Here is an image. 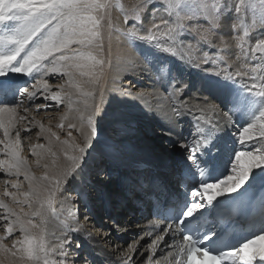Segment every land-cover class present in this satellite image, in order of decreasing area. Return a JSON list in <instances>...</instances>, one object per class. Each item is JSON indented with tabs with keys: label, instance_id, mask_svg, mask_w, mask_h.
<instances>
[{
	"label": "snow or ice",
	"instance_id": "snow-or-ice-1",
	"mask_svg": "<svg viewBox=\"0 0 264 264\" xmlns=\"http://www.w3.org/2000/svg\"><path fill=\"white\" fill-rule=\"evenodd\" d=\"M114 6L124 13L126 28L114 27L111 19ZM145 17L150 27H146ZM229 18L232 39L240 49L236 58L244 57L242 67H247V61L255 63L250 73L237 70L233 74L225 67L202 76L200 88L209 93L204 97L203 106H189L181 101L180 108L187 110L196 122L192 140L181 145L188 150L187 162L177 166L174 172L178 188L183 186L184 192L177 190L165 198L163 206L159 202L155 205L157 215L171 222L160 227L161 234L154 239L152 255L147 259L152 261L161 246H175L176 252L163 257L164 260L171 258L170 264H256L257 261L264 264V249L249 251L258 240H264V68L261 67L264 64V0H138L130 10L119 0L115 5L113 0H0V172L6 177L5 188L0 193V208L4 209L0 215V227L4 231L0 236V255L4 257L0 264H66L65 246L72 245L68 232L78 233L80 229L71 228L65 219L60 222L65 229L61 235L52 231V220L58 216L57 195L66 183L82 176L93 142H100L98 127L105 119L104 105L108 103L104 87L106 73L114 68L137 66V60L127 56L118 55L113 61L114 33L119 34L117 39L124 37L129 47L136 42L149 46L140 53L142 70L151 64L159 75L166 73L169 79H174L173 73L179 75L182 71L174 60L178 52H183L184 37H193L201 48H211L214 37L219 36L227 49L224 34L218 30L226 26ZM253 35L255 42L245 48L246 38L251 40ZM187 47L192 48L193 44L187 43ZM157 53L171 54L173 59ZM179 60L182 64L186 62L183 54ZM218 61L224 62V57L204 51L203 63L215 66ZM13 74L33 79L31 90L20 86L19 77ZM49 74L66 78L57 86L58 91H50L45 78ZM237 77H249L251 83L241 82L237 87ZM134 88L129 81V86L121 88L119 94H135L143 99L145 93H134ZM182 91L177 88L170 95L175 97ZM38 94L57 108L65 104L68 111L76 114L77 121L67 124L66 139L34 118L28 121L32 126L39 124L37 135L47 141L28 148L29 155L36 157L35 163L43 168L39 176L32 170L29 157L23 154L21 132L31 133L32 127L20 126L28 117L19 111L23 108L28 113L30 106H24V99L30 105ZM51 106L37 105L36 110ZM211 113L222 115L226 124L232 123L235 114L246 126L229 143L218 135L223 129L211 119ZM184 114L176 107H172L171 113L164 112L170 125L176 123L173 116ZM110 122L117 135L132 130L133 121L119 107L112 109ZM58 127L63 130L65 126L61 122ZM72 129L83 137L82 144L76 142ZM237 140L241 150L235 147ZM105 150L109 158L115 159L120 148L113 142L105 144ZM59 154H63L67 164L58 162ZM48 157L51 163L41 164ZM25 183L27 190H23ZM138 188L145 191L136 181L131 185L122 182L126 197L131 194V198H136ZM155 191L153 181L145 196ZM257 192L261 193L259 197ZM4 198H10L11 203ZM104 203L107 208L114 206L110 195L105 196ZM245 204L253 217L249 230L253 238L237 239L234 234L235 243L222 244L226 229L221 225L230 222ZM84 207L87 209L88 204ZM68 215L75 218L71 211ZM205 227L207 230L201 232ZM16 233L11 245L6 244L5 240ZM177 234L183 243L176 241ZM131 260L129 257L125 264H131ZM155 264L161 261L156 260Z\"/></svg>",
	"mask_w": 264,
	"mask_h": 264
},
{
	"label": "rangeland",
	"instance_id": "rangeland-1",
	"mask_svg": "<svg viewBox=\"0 0 264 264\" xmlns=\"http://www.w3.org/2000/svg\"><path fill=\"white\" fill-rule=\"evenodd\" d=\"M137 2L138 0H119V3L123 4L124 8L127 10L132 9ZM113 4H116V0H113ZM161 14L164 15V13ZM123 16L124 13L121 12L118 7L114 6L111 13V19L115 28L127 27L123 23ZM144 19L146 21V27H150L151 25L150 22H147V17ZM231 22V18H229V20L226 21V26L218 30L224 34V38L229 45L227 49L224 48V44L219 36L214 37V43L211 48H201L199 45L195 44L193 37L186 36L184 37L186 43L183 52H178L177 57L174 60V62L182 68L179 75L175 72L173 73V77L176 78L170 79V81L165 80L162 86L160 85L161 82L150 74H140L137 76L133 74L128 78H125L127 83L125 87H128L129 81H131L135 86L134 92H137L138 89L142 93L148 91L145 96L150 94L151 90L157 88V92H159L158 94L169 101L168 104L165 105L166 107L169 106V110H171L172 107H176L179 110H185L180 108L181 102L179 101V99L181 100L183 98L184 93L189 98L197 99L196 103L203 106L204 103H202L201 100L204 99L207 92L202 88H198L202 76L221 71V69L225 67H227L228 71L233 74L237 70L248 71L250 73V69L255 63L254 61H247V67H242V65L245 64L244 57H241L240 59L236 58L240 49L236 47V41L232 39L233 31L230 27ZM131 23L132 21L130 20L129 24ZM242 32L243 29L240 30V34H242ZM118 35V33H114L112 46L115 45V42H124L125 46L127 45L128 48L135 50V54L138 55L136 60H139L143 66V58L140 53L147 51L149 46L141 42H136L134 46L129 47L124 37L117 39ZM195 39L199 38L196 37ZM255 39V35L252 36L251 40L246 38V43L244 45L245 48H247L249 44H253ZM187 43H192L193 47L188 48ZM105 44L107 46V37H105ZM204 51H208L210 55L213 56H223L224 62L218 61L215 66L211 63H203ZM117 53H119V49ZM157 54L164 56L167 59H173L171 54ZM181 54L185 56L186 62L183 64L179 60ZM115 58L116 55H113V61ZM189 59H191V63L187 62ZM150 65L151 64H149V66ZM196 65L199 66L197 67ZM261 67L264 68V64H262ZM13 75L19 77L17 83L20 86H28L31 90V85L35 82L33 79L23 74ZM45 78L49 81L50 91H58L59 89L57 86L63 84L66 79L60 78L56 74H49V76ZM241 82L251 83V80L249 77H237L236 86L239 87ZM185 85H189L190 87L185 88ZM177 88L183 89V91L175 97L171 96L170 94L175 92ZM17 99H21L19 93L17 94ZM214 102L218 103V101ZM186 103L189 104V102ZM37 105L52 106L47 108L41 107L40 110L37 111ZM24 106H30V111L25 113L23 108L19 110L21 115H26L28 117V120L24 121L20 126L32 127V131L28 134L23 131L21 132V140L24 148L23 154L29 157L30 166L35 174L40 175L43 172V168L35 163L36 157L29 155L28 148L31 144H46L47 141L44 140L43 136L38 137L37 135L40 131L39 124L32 126L28 121L34 118L35 121H39L46 128H51L52 131L58 132L61 139H66L68 138L67 132L69 131L67 124L70 122H77L76 114L68 111V109L63 110V104L57 108L52 101L44 100L39 94L35 101L30 105L29 101L25 98ZM189 106H191V104H189ZM65 115H67V119H63ZM135 121L140 128L131 140L127 138L128 136H124L122 133L119 135L112 133L111 137L108 138L112 142H115L120 148V151L116 154L117 158H109V156L100 149L95 150V154H93V151H90L91 155L86 158V173L83 178L85 181L84 183H81V190L69 188V186L65 184L64 189L60 192L61 195L71 198L72 205L70 206L69 211L75 216L74 219H71L78 224L79 227L83 228H80L78 233L81 235L83 234L87 240V243H84L79 234L69 232L68 235L72 239V245L71 247L65 246L68 252L67 257L65 258L66 264H105V261L101 257L98 258L94 252V249L98 250V248L107 251V253L112 256L114 255V260L118 261L122 259L125 262L127 260L126 257L129 258V253L134 251L133 246H135V255L132 256L131 264H136L140 257L143 256V258L146 259L149 255L151 240L140 239L142 229H139V222L141 221L142 214L152 212L153 208V205L147 201L149 196H145V191L149 190L150 184L154 181L155 188L162 189V196L168 194V192L176 193V189L178 188V177L174 174L175 168L186 162L188 151L182 147L174 153L167 147L163 148L164 145L159 144L158 142L154 145L155 137L160 138L161 141H165L164 135L160 134L161 131L154 126L155 121L150 122L148 118L143 121ZM61 122H63L65 126L63 130L58 127ZM109 129L112 131L111 127ZM71 131L76 138L79 132L74 129ZM164 143L166 144L167 141ZM54 150L57 149L54 148ZM177 157L179 158V161H175ZM45 162L50 164L51 157H48L47 160L41 161V164ZM58 162L61 165L68 163L63 154H59ZM5 178L4 173L0 172V193H2L5 188L3 182ZM22 179L23 177H21V180ZM124 181L129 185H131L133 181H136L143 186L145 191H141L138 188L136 191V198H131V194H128L126 197L122 189V182ZM9 190H12L10 186ZM23 190H27L26 183ZM160 194L161 191L158 192L159 196ZM109 195L114 201V206L112 208L105 207L104 203L105 196ZM159 196H157L159 202H165V198L168 197ZM4 199L6 202L11 203L10 198ZM141 200H143V202H141ZM85 204H88L87 209L84 207ZM24 208L26 211L28 210L27 205H24ZM3 213L4 209L0 208V215ZM121 224L125 228V234L122 233L123 228H121ZM70 227L76 228L73 226ZM108 227L110 230H107ZM77 229L79 228L77 227ZM84 231L87 232V234H84ZM103 231L109 232V234L115 233L114 239L108 238V236H103ZM119 231L124 235L121 241L117 238L118 236H116ZM2 235H4V231L3 228L0 227V236ZM16 235H18V233L14 234L11 238L6 239L5 243L10 246L12 240L16 238ZM89 239L95 241V245H92V241ZM77 245H79V247H77ZM3 258L4 257L0 255V259ZM142 264H144V262H142Z\"/></svg>",
	"mask_w": 264,
	"mask_h": 264
},
{
	"label": "bare ground",
	"instance_id": "bare-ground-1",
	"mask_svg": "<svg viewBox=\"0 0 264 264\" xmlns=\"http://www.w3.org/2000/svg\"><path fill=\"white\" fill-rule=\"evenodd\" d=\"M118 49H119V53H117ZM112 50H115L112 52H113V55H116V56H118V55L127 56V57H131V58H135V59H137L136 57H138V55L135 54V52H134L135 50H133L132 48H128L127 45L125 46L124 42H115V45L112 46ZM132 53H133V55H132ZM142 69H144V65L142 66V64L139 62V60H137V66L135 68H127V69H125L123 67L114 68V69H110L106 73V77L104 80V87H105L106 97H107V101H108V103L104 105L106 116H105V119L100 123V125L98 127V131L100 132V135H99V141L100 142L97 143L94 141L93 147L90 149V151H93V154L96 153L95 150H97V149H100L103 152H106L105 144L113 143L108 138L111 137L112 133H116L115 129L113 128V126L110 122V114H111V111L114 107H119V109L122 112L127 113L128 116L133 121L132 130L127 132V133H122V134H124V136H128L127 138L130 140L134 137V135H136V133L139 131V128H140L136 124L135 120L143 121V120H146L147 118L150 120V122L155 121L154 126L156 128H158L159 131H161L160 134H163L165 141H167V143L165 144L164 143L165 141H161L160 138L155 137L154 145L156 142H158L159 144L164 145L163 148L167 147V148H169V150L171 152L176 153V151L178 149L182 148L181 145H183L186 141L192 140L193 135L195 134V128L193 125L196 123L195 120L193 119V116L190 114H187V110H180L181 112H183L185 114L182 116H179V117L173 116L172 119L174 121H176V123L174 125H170L167 122L166 117L164 116V112L171 113V110H169V106H167V107L165 106L168 104L169 101L162 98L158 94L159 92H157V90H158L157 88H154L153 90H151L150 94H148L147 96H144L143 99L136 97L135 94H133L132 96H121L119 94V90L121 88H127V87H125L127 85L125 78H128L130 75H133V74L135 76L140 75V74H146V75L150 74L152 77H156L158 79V81L161 82L160 85H162L165 80L170 81V79H168V76L166 73L163 76L159 75L155 70H153L151 65L148 66V68L146 70H142ZM154 83H153V85H154ZM154 87H155V85H154ZM198 88H200V85L198 86ZM113 89H115L116 91H113ZM137 92H140V90L138 89ZM147 92L148 91H146L145 94ZM206 96H209L208 92H207ZM160 98H161V100H160ZM182 99L181 100L179 99V101L180 102L181 101L189 102V104H191V106L197 104L196 103L197 99L189 98V97H187V95H185V93H184V96ZM201 102L204 103V99H202ZM63 110H67L65 104H63ZM206 115H209V114H206ZM210 117L214 122H216L217 124L220 125L221 129H223V131L218 133V135L224 136L225 139L229 141V143H231L233 140H235L238 137L239 132L242 130V126H246L244 124V121L239 120L237 115H235V114H233L232 123H230V124H226L225 118L222 117V115H220L219 113H211ZM110 127L112 128V131H110L111 130V129H109ZM169 132H171V134H169ZM76 142L81 143V144L83 143V137L80 135V133L76 137ZM235 147L237 150H241V147L238 143V140H237ZM188 154H187V156H188ZM187 156H186V158H187ZM225 159H226V157H225ZM175 161H179V158L177 157V159ZM85 173H86V168H85V171L82 174V176L77 177L74 182L70 181V182L66 183V185H68L69 188H75L77 190H81V188H82L81 183H84V181H85L83 179L85 176L84 175ZM37 176H39V175H37ZM197 178H199V177H197ZM26 186H27V184H26ZM183 188H184L183 186H179V188H177L176 190H179V192L183 193L184 192ZM160 191H161V194H160L161 197L169 196L170 194H175V193L168 192V194L162 196V189L160 188V189H156V191L148 197L147 201L150 202L151 205H153L152 206L153 207L152 212H146V213L142 214L141 221L139 222V229H142L140 239L151 240L150 252H149L148 256L152 255L151 245H152L154 239L156 238L157 235L161 234L160 233V227L164 226L166 223H169L167 221H164V219H161L157 215V210H156L155 205L157 204L156 202H159V200H158L159 198L157 196H159L158 192H160ZM259 195H261V193H259ZM56 199H57L56 208H57L58 216L56 219L52 220V231H54L57 235H61L62 232L65 231V229L62 228V226L60 225V222L64 221L65 219H67V221H68L67 223L69 226H73L76 228L78 227L79 229L80 228L83 229L82 227H79L78 224H76L68 215L69 214V208L72 205L71 198H68L64 195H61V193H58ZM173 199H175L174 195H173ZM159 203L161 204V206H163L165 202L162 201ZM169 203H170V201H169ZM121 226H122V224H121ZM121 228H123L122 233L125 234L124 226H122ZM107 230H110V228L108 227ZM106 231H103L104 232L103 236H108V238L114 239L115 233L109 234V232H106ZM83 233L87 234V232H85V231ZM119 233H120V231H119ZM119 233H117L116 236H118L117 238L121 241V239L124 235L121 233L119 234ZM68 234H69V232H68ZM77 234L80 235V238L84 243H87L86 237L83 236V234L82 235L80 233H77ZM105 239H107V238H105ZM89 240H91V239H89ZM165 240L169 244H173V241L170 240L168 237H165ZM91 241H92L91 244L95 245V241H93V240H91ZM176 241L178 243H183L180 235L176 236ZM109 243H110V241H109ZM257 248L264 249V240H258L256 242V244L252 246V249L250 251H255ZM176 250L177 249L175 246L170 247V248H165V247L161 246L159 249H157V252L153 256L152 261H149L147 258L144 259L142 256L137 260L136 264H142V262H144V264H155L156 260H160L161 264H170L171 258H169V260H164L163 257L167 256V254L169 252H176ZM94 252L96 253V256L98 258L101 257L105 261V264H125L124 260L120 259V260L116 261L113 259L114 255L112 256L111 254H108L107 251H103L102 249H99V248H98V250L94 249ZM134 255H135L134 251H131L129 253V257H132ZM126 259H128V258L126 257Z\"/></svg>",
	"mask_w": 264,
	"mask_h": 264
}]
</instances>
